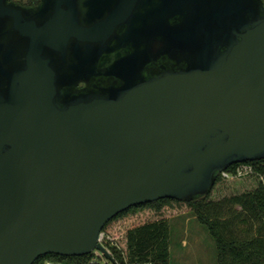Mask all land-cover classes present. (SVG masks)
<instances>
[{"label": "water", "instance_id": "95a60500", "mask_svg": "<svg viewBox=\"0 0 264 264\" xmlns=\"http://www.w3.org/2000/svg\"><path fill=\"white\" fill-rule=\"evenodd\" d=\"M140 3L0 0V264L108 255L124 210L264 158L263 0H161L155 22L191 21L170 33L183 58L143 65L136 47L97 78L126 26L142 38Z\"/></svg>", "mask_w": 264, "mask_h": 264}, {"label": "trees", "instance_id": "16d2710c", "mask_svg": "<svg viewBox=\"0 0 264 264\" xmlns=\"http://www.w3.org/2000/svg\"><path fill=\"white\" fill-rule=\"evenodd\" d=\"M247 162L255 166L253 173L242 177L254 179L250 186L212 196L214 187L226 179L220 173L215 184L204 195L190 199L166 197L141 203L112 218L104 230L111 233L119 243L109 244L114 258L121 262L126 257L129 261L153 260L156 263L169 264L168 209L184 206L194 212L215 238L218 264H264V158ZM237 164L238 162L232 164L227 170L233 172ZM228 203L240 205L257 221L254 228L243 229L250 231L251 235L238 237L233 234L231 225L237 214L233 215L223 208ZM93 255V252L74 256L47 254L34 264H103L101 261H92Z\"/></svg>", "mask_w": 264, "mask_h": 264}, {"label": "rangeland", "instance_id": "374dc122", "mask_svg": "<svg viewBox=\"0 0 264 264\" xmlns=\"http://www.w3.org/2000/svg\"><path fill=\"white\" fill-rule=\"evenodd\" d=\"M245 175L248 174L226 177L223 182L214 187L211 195L218 196L252 185L254 179L242 178ZM223 208L233 215L237 214L231 225L234 235L238 237L251 235L250 231L243 230L254 228L257 225V221L250 215V212L243 210L240 205L236 206L231 203ZM168 210L170 211L168 212L170 220L169 264H218V248L215 238L206 225L198 220L194 212L184 206H173ZM238 212H241V215H238ZM114 240L118 243L116 239Z\"/></svg>", "mask_w": 264, "mask_h": 264}, {"label": "flooded vegetation", "instance_id": "af4514ba", "mask_svg": "<svg viewBox=\"0 0 264 264\" xmlns=\"http://www.w3.org/2000/svg\"><path fill=\"white\" fill-rule=\"evenodd\" d=\"M12 2H16L20 5L25 6H35L42 2V0H9ZM141 3L138 6L137 14H139V20L137 22L138 24L143 25L145 22L147 25H145V29L141 31V39L140 41L134 42V38H129V40L132 43H127L128 37L126 36V29L128 26H126L125 31L123 32L122 39L126 42L115 44L118 46L113 49L112 51H109L107 53L108 61L105 65L98 67L97 75H95L97 78H108L111 70L108 69L113 61H115L117 58L121 56H126L129 51L135 50L136 47H138V50L141 51L142 55V64L143 65H150L153 63H156L158 65L163 66L166 65L168 62H172L177 60L176 55L178 56V60L183 58L184 56V50H180L178 48H175V43L170 38L171 29H173L177 25L184 24V29L186 31L189 30L191 21L187 19V15L185 13H178L176 15L169 16V18L164 22V24H161L160 22H155V9L159 7L161 0H140ZM264 4V0H263ZM150 23V24H148ZM181 29V28H180ZM179 30V29H178ZM128 33V32H127ZM160 33L163 34L164 41L162 40V37ZM125 38V39H124ZM160 55L157 56V53L159 50H161ZM186 49V48H184ZM180 50V51H179ZM79 85L81 87L86 86L87 80L80 79L78 81Z\"/></svg>", "mask_w": 264, "mask_h": 264}, {"label": "built area", "instance_id": "2783aa9c", "mask_svg": "<svg viewBox=\"0 0 264 264\" xmlns=\"http://www.w3.org/2000/svg\"><path fill=\"white\" fill-rule=\"evenodd\" d=\"M255 171L254 164L244 161L238 162L236 168L233 172L228 171L227 169L222 171V175L225 177H229L230 175H244V174H251ZM98 241L105 246L107 249L108 255L101 251L100 249L96 248L93 252V259L92 261H101L103 264H163V263H156L153 260H133L129 261L126 257L123 262L118 261L114 258L111 248L109 244H116L114 237L105 231L104 229L100 232Z\"/></svg>", "mask_w": 264, "mask_h": 264}]
</instances>
